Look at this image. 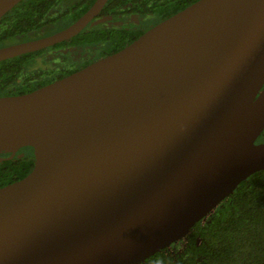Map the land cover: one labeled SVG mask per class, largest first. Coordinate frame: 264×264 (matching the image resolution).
<instances>
[{"label":"water","instance_id":"water-1","mask_svg":"<svg viewBox=\"0 0 264 264\" xmlns=\"http://www.w3.org/2000/svg\"><path fill=\"white\" fill-rule=\"evenodd\" d=\"M18 0H0V16ZM0 48V60L77 33ZM264 0H196L62 79L0 96V264H139L264 170Z\"/></svg>","mask_w":264,"mask_h":264},{"label":"flooded vegetation","instance_id":"flooded-vegetation-1","mask_svg":"<svg viewBox=\"0 0 264 264\" xmlns=\"http://www.w3.org/2000/svg\"><path fill=\"white\" fill-rule=\"evenodd\" d=\"M95 1L18 0L0 16V48L53 35L77 21ZM194 1L106 0L77 33L0 60V96L26 94L73 74L126 47ZM255 143H264V128ZM17 155L33 159L30 147L20 148L12 158Z\"/></svg>","mask_w":264,"mask_h":264},{"label":"trees","instance_id":"trees-1","mask_svg":"<svg viewBox=\"0 0 264 264\" xmlns=\"http://www.w3.org/2000/svg\"><path fill=\"white\" fill-rule=\"evenodd\" d=\"M30 157L0 161V185L25 176ZM139 264H264V170L241 181L184 239Z\"/></svg>","mask_w":264,"mask_h":264}]
</instances>
